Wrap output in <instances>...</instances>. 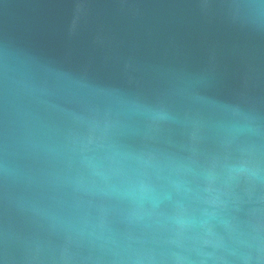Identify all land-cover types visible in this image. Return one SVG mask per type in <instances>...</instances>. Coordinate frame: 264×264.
<instances>
[{
  "label": "water",
  "instance_id": "water-1",
  "mask_svg": "<svg viewBox=\"0 0 264 264\" xmlns=\"http://www.w3.org/2000/svg\"><path fill=\"white\" fill-rule=\"evenodd\" d=\"M0 264H264V0H0Z\"/></svg>",
  "mask_w": 264,
  "mask_h": 264
}]
</instances>
